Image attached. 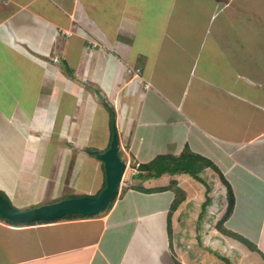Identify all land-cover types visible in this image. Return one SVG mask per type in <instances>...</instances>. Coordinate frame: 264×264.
I'll return each instance as SVG.
<instances>
[{"label": "crops", "instance_id": "crops-1", "mask_svg": "<svg viewBox=\"0 0 264 264\" xmlns=\"http://www.w3.org/2000/svg\"><path fill=\"white\" fill-rule=\"evenodd\" d=\"M93 4L0 0V191L28 208L57 200L62 191L96 195L103 188V162L88 147L109 146L110 117L104 123L99 97L80 82L92 77L109 89L130 76L131 88L123 89L129 104L116 117L130 162L187 147L217 169H203L202 181L187 173L145 178L135 169L112 206L94 216L26 225L0 219V264L207 263L195 257L201 247H213L204 238L215 233L204 232L200 214L207 197L206 218L218 221L226 213L222 177L235 196L224 225L258 248L219 232L226 255L233 256L235 240L240 259L246 257L238 264L255 258L264 264V0H115L117 9L107 11L127 19L109 27L102 26L103 10L95 21ZM121 33L125 41L117 38ZM73 37L80 51L71 58ZM95 38L101 46L92 44ZM101 130L103 140L91 142ZM83 173L100 185L77 186ZM205 175L214 188H202L198 201L196 181L205 186ZM172 180L186 193L174 209V190L156 189ZM196 202L202 204L192 214Z\"/></svg>", "mask_w": 264, "mask_h": 264}, {"label": "rangeland", "instance_id": "rangeland-1", "mask_svg": "<svg viewBox=\"0 0 264 264\" xmlns=\"http://www.w3.org/2000/svg\"><path fill=\"white\" fill-rule=\"evenodd\" d=\"M88 1H90L91 3H94L93 4V7L90 9V11H91V15L93 16V18L95 19V21H97L98 23H99V18H100V14H101V11H99V10H103V12H105V14H104L105 15V18L102 21V26L109 27V26H113V24H115V23H118L120 25L126 23V19L127 18L126 17H122L120 15V13H118V16H116V14H117L116 11H107V9H112V10H116L117 9L114 6L115 0H106V1H104V0H88ZM128 10L129 9L127 8V11ZM118 17H119V19H118L119 22L117 21V18ZM105 27H104L103 30L105 31L104 33H107ZM91 38H94V37L92 36ZM109 38H110V36H109ZM117 38L118 39L120 38V40H122V41L124 40L125 41L124 33H121L120 34V37L118 36ZM92 40H94V39H92ZM78 44H80V39H78L76 37L71 38L70 46L68 47L69 54H70L71 58H74V55H76L80 51V49L77 48V47H79ZM92 44L93 45H98L99 44L101 46V42H99L97 38H95V40L92 41ZM71 46H73V48ZM74 51H76V52L74 53ZM122 64L125 65L124 68H125V70L127 69V72H128V69L130 70V67H128L129 65L126 64V63H124V62H122ZM78 73H80V72L78 71ZM129 73H131V72H129ZM121 78H122L121 84L118 83V85H117L116 88L115 87L114 88L111 87L113 89H111V88H109V89L104 88L103 81H96V79L94 77L88 78L89 81H87V80L85 81V79L84 80H80L79 79L81 83H83V84H85L87 86L86 89H88V91L90 93L94 94V96H96V98H97V96L99 97V98H97L98 99L97 101L100 103V105H102V107L105 108V111L104 112H100L99 113L100 118L101 119L102 118L104 119V123H106L107 115L109 117H111L110 116V111L105 106V103H108V104H110V105L113 106V108H114V110L116 112V117H117V114L118 113L121 116L123 114V109H125L128 106V104H129L128 103V100H127L128 99V96L126 97L125 91H123V89L126 88V87H128L127 89L129 90L131 88V84H128V86H127V83L125 84V82H127L126 80H129L130 76H123L122 75ZM101 80H102V78H101ZM89 103L92 106H95V104H94V98H92V100L90 99L89 100ZM67 104L69 105L68 102H67ZM101 119H99V121H101ZM99 121H98V124H101ZM108 125H110L109 122H108V124L106 123V126H108ZM110 128H111V126H110ZM104 135H105V133L102 130L100 131V133H98V132L96 133L94 131V133L92 134L91 142L97 143V142L103 140L101 137H103ZM91 144H92V146H89L88 147L89 149H97V150H100V151L103 149V147H100L101 145L99 143H97L96 145L93 144V143H91ZM121 153H122V157H123L125 155L124 152H123V148L121 149ZM126 159H127L128 168H127V170L125 172V175H124V178H123V183L120 186L119 193L123 190V188L127 187V184H131V182H130L131 177H132V174L131 173L136 172L135 168H133L130 165L129 158H126ZM137 178H138L137 176L134 177V179H137ZM204 179L206 180V185L205 186H207V188L203 184L201 185L200 182H197L196 181V185H197L196 186L197 187L196 190H197V192H194L193 194H194V196L196 195V197L198 198V201H199V198H200L199 195L202 194L204 190L207 189L206 191L208 193L209 191H211L214 188V187H212L213 184L211 183V179H210V177L208 175H205L204 176ZM76 182H78V181H76ZM96 182H97L96 179H92V178L88 177L86 173H83L82 176H81V182L80 183H77L78 184L77 186H80V188H84V187H88L89 188V187H96V186L98 187L100 185V182H97V183ZM104 183H105V181H104ZM77 186H74V187H77ZM202 188H205V189L203 191H201ZM70 193H71V191L70 192H67V191L64 192V191H62L61 195L58 198L60 199V198L67 197ZM98 193L99 192L97 191V194ZM206 194L204 195V198H205ZM228 197H229V199H231V193H230V196L228 195ZM194 203L195 202H193V204ZM197 204H198L197 205V208L196 209L194 208V213H192V214H195L196 211L199 212L200 206H201L202 202H201V204L200 203H197ZM15 207H17V206H15ZM17 208H19V207H17ZM206 208H207V205H206V207L203 210L205 212H203V213L200 214V218H201L200 220H202V218H204V220H207V221H205L206 222L205 225H207V227H205L206 230L204 232L209 234L210 233V230H211V231H213L215 233L216 236L214 234H213V236L210 234L209 237L204 238V242L205 243L208 242L209 244L213 245V247L211 249H208V250H206L207 248L205 249V247H204V249L201 247V249H199L200 252H201L200 253V256L201 257L199 255H196L197 257H195V258L196 259H199V260L203 258L204 260L206 259V260L209 261V258L208 257L210 256L212 259H214L215 261H217L218 264H238V261L240 259L239 255L241 256V251H240V249H238L240 247L237 245V244H239V242H237V241L234 240V243H237V244H235L236 247L235 246L231 247V251L234 250L233 251V256L226 255V250H225L226 243H225V239L222 238V236H220V234H219L220 230L215 225V223L217 222V220H215L214 217H212V216H210L209 219L206 218V216H205V214L207 212V209ZM192 217H193V215H192ZM221 218H222V216H221ZM183 220H186V219H183ZM203 228H204V226H203ZM215 228L218 231H216ZM191 230L192 231L194 230V224L193 223L191 225ZM192 235H194V234H192ZM228 239H230V238H228ZM192 242H193V244L195 246H201L200 240H198L195 236H194V241H192ZM214 242L217 243V244H214ZM240 242H242V241H240ZM262 242L264 243V232H263V235H262ZM181 244L184 245L185 248H188L189 246H191V242H189L187 240L186 241L183 240L181 242ZM243 244H245V243H243ZM195 248L198 249V247H195ZM214 251H217V253L219 254V256H216L213 253ZM206 256H207V258H206ZM251 257H252V255H251ZM245 258L246 257H244V258L242 257L240 259V261L242 259H245ZM256 260L257 259L255 258L254 264H258V262H256ZM208 261H207V263L204 262V264H210V262L208 263ZM243 262H245V261H243ZM243 264H247V263L245 262ZM248 264H250V263H248Z\"/></svg>", "mask_w": 264, "mask_h": 264}, {"label": "water", "instance_id": "water-1", "mask_svg": "<svg viewBox=\"0 0 264 264\" xmlns=\"http://www.w3.org/2000/svg\"><path fill=\"white\" fill-rule=\"evenodd\" d=\"M120 137L117 125H114L112 139L107 149L90 150L102 160L105 171V186L96 195L64 197L28 208H17L0 194V216L13 222L53 221L66 214L90 216L107 208L119 193L127 162L119 155Z\"/></svg>", "mask_w": 264, "mask_h": 264}, {"label": "trees", "instance_id": "trees-1", "mask_svg": "<svg viewBox=\"0 0 264 264\" xmlns=\"http://www.w3.org/2000/svg\"><path fill=\"white\" fill-rule=\"evenodd\" d=\"M105 106L109 109L110 111V126H111V137H112V132H113V127L114 125H116V112L113 108L112 105L105 103ZM121 147L119 148V154L122 156L121 153ZM124 157V156H123ZM125 161H127L126 158H124ZM130 165L137 169L138 172H140V176H143L145 178H157L162 176L163 174H170V175H174V174H180V173H187L192 175L193 177H195L197 180L202 181L203 178L200 176V172L205 169L206 167H212L214 169H217L216 165L207 157H204L200 154H197L195 152H193L192 150H190L189 148H185L183 149L180 153L177 154H159L157 156H155L153 159H151L148 162L145 163H139L136 161L130 162ZM225 181V180H224ZM106 183H104L103 186H105ZM225 184L228 187V192H229V196L231 193V199H229V204L227 207V211L225 213V215L219 219L216 222V227L220 230V232L232 236L236 239H239L240 241H242L243 243H245L248 247H250V249L252 250H258L257 246L251 242L249 239H247L246 237L240 235L239 233L233 231L232 229L227 228L224 225V221L226 220V218L231 214L234 205H235V196L234 193L231 189L230 184L225 181ZM165 188H171L174 190L175 192V201L173 203V208L174 209L184 198H185V191L178 186V182L176 180H172L171 183L169 185H167V187H158L156 189L158 190H162ZM124 190V188H123ZM0 194H2L3 196L6 197V195H4V193H2L0 191ZM71 196H80L77 194H71L68 195L67 197H71ZM7 198V197H6ZM114 201H112L106 209L100 211L104 212L107 209H109ZM208 202H210V198L207 197L206 200L204 201L203 205H202V212L204 211V208L206 207V205L208 204ZM97 213V214H99ZM96 215V214H94ZM94 215H90V216H94ZM90 216H84V215H80V214H66L63 217L56 219V220H60L63 218H71V217H90ZM0 219L5 220L9 223L12 224H20V225H26V224H35V223H41V222H48V221H36V222H31V223H26V222H13L10 221L6 218H3L0 216ZM53 220V221H56ZM169 230L170 233L172 232V227L169 223ZM216 256H219V254L217 253V251L213 252ZM176 264H181L179 261H175Z\"/></svg>", "mask_w": 264, "mask_h": 264}, {"label": "clouds", "instance_id": "clouds-1", "mask_svg": "<svg viewBox=\"0 0 264 264\" xmlns=\"http://www.w3.org/2000/svg\"><path fill=\"white\" fill-rule=\"evenodd\" d=\"M117 128H118V127H117ZM111 139H112V137H111ZM109 144H110V143H109ZM107 148H108V147H107ZM107 148H106V149H107ZM91 150H93V149H91ZM99 151H100V150H99ZM101 151H103V150H101ZM92 154H93V153H92ZM119 155H120V154H119ZM120 156H121V155H120ZM121 157H122V156H121ZM122 158H123V160H124V157H122ZM124 161H125V160H124ZM126 162H127V161H126ZM127 168H128V167H127ZM124 175H125V174H124ZM123 178H124V177H123ZM222 179H223V181L225 180L224 177H222ZM225 181H226V180H225ZM225 181H224V182H225ZM119 191H120V189H119ZM118 194H119V193H118ZM117 196H118V195H117ZM116 198H117V197H116ZM116 198H115V199H116ZM115 199H114V200H115ZM224 215H225V214H224ZM224 215H223V216H224ZM226 219H227V218H226ZM215 224H216V223H215Z\"/></svg>", "mask_w": 264, "mask_h": 264}, {"label": "flooded vegetation", "instance_id": "flooded-vegetation-1", "mask_svg": "<svg viewBox=\"0 0 264 264\" xmlns=\"http://www.w3.org/2000/svg\"><path fill=\"white\" fill-rule=\"evenodd\" d=\"M90 150H91V149H89V148H88V151L91 153V151H90Z\"/></svg>", "mask_w": 264, "mask_h": 264}, {"label": "bare ground", "instance_id": "bare-ground-1", "mask_svg": "<svg viewBox=\"0 0 264 264\" xmlns=\"http://www.w3.org/2000/svg\"><path fill=\"white\" fill-rule=\"evenodd\" d=\"M57 127V126H56ZM52 140V139H51ZM31 166V165H30Z\"/></svg>", "mask_w": 264, "mask_h": 264}]
</instances>
